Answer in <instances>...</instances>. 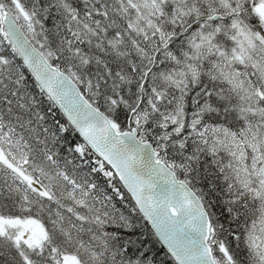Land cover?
I'll list each match as a JSON object with an SVG mask.
<instances>
[{"label": "snow or ice", "instance_id": "6c2138e0", "mask_svg": "<svg viewBox=\"0 0 264 264\" xmlns=\"http://www.w3.org/2000/svg\"><path fill=\"white\" fill-rule=\"evenodd\" d=\"M0 264H264V0H0Z\"/></svg>", "mask_w": 264, "mask_h": 264}]
</instances>
